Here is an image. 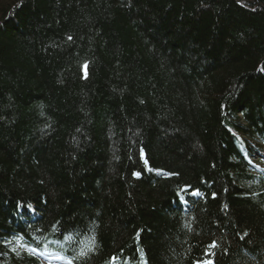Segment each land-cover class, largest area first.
I'll list each match as a JSON object with an SVG mask.
<instances>
[{"label": "trees", "instance_id": "1", "mask_svg": "<svg viewBox=\"0 0 264 264\" xmlns=\"http://www.w3.org/2000/svg\"><path fill=\"white\" fill-rule=\"evenodd\" d=\"M263 147L264 0H0V264H264Z\"/></svg>", "mask_w": 264, "mask_h": 264}, {"label": "snow or ice", "instance_id": "2", "mask_svg": "<svg viewBox=\"0 0 264 264\" xmlns=\"http://www.w3.org/2000/svg\"><path fill=\"white\" fill-rule=\"evenodd\" d=\"M68 39L71 40L72 37H68ZM145 163H147V161H145ZM147 170H148V171H152V169H150V168H148ZM133 175L139 178V177L141 176V173H140V172H136V173H133ZM186 190H187V189H185V191H186ZM193 194L198 195V194H199L198 190H197V192H195V193H193ZM180 202H181V203H186V201L183 200V199H181ZM241 238H243V237H241ZM66 239H71V236L66 237ZM210 247H211V248H216V247H218V245H217V243H216L215 241H213V243L210 245ZM81 254L83 255L84 253H81ZM112 259H113V264H115L116 257H113ZM69 264H71V261H69ZM203 264H214V261H211V260L204 261Z\"/></svg>", "mask_w": 264, "mask_h": 264}, {"label": "bare ground", "instance_id": "3", "mask_svg": "<svg viewBox=\"0 0 264 264\" xmlns=\"http://www.w3.org/2000/svg\"><path fill=\"white\" fill-rule=\"evenodd\" d=\"M142 155H144V159L146 160V154L145 153H142ZM147 161V160H146ZM166 175H167V173H166ZM183 189H182V191H184L186 188H188L189 190H191V189H194V188H192L190 185H183V187H182ZM191 188V189H190ZM198 190V189H197ZM191 191H194V190H191ZM177 200V197H176V199H173L172 201H171V204L173 205L174 203H175V201ZM189 207H190V209H192V207H191V205L189 204ZM17 211V210H16ZM14 213L13 212H10V213H8V215H13ZM35 222H37V220H33V222H32V224L33 223H35ZM30 231H35L34 230V228H31L30 229ZM84 239V238H83ZM86 244H87V242L85 241V240H83V242H82V246L85 248V246H86ZM208 251H210V250H208ZM196 263V262H195ZM197 264V263H196Z\"/></svg>", "mask_w": 264, "mask_h": 264}]
</instances>
